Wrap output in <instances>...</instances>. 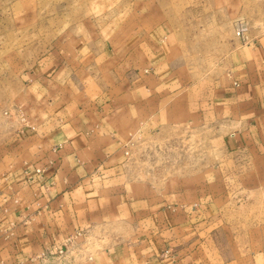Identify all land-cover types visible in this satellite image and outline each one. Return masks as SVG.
<instances>
[{
    "label": "crops",
    "instance_id": "0c3cea01",
    "mask_svg": "<svg viewBox=\"0 0 264 264\" xmlns=\"http://www.w3.org/2000/svg\"><path fill=\"white\" fill-rule=\"evenodd\" d=\"M178 1L127 0L109 34L57 22L20 89L0 90V264L78 231L65 264H264V33L198 70ZM209 117L233 169L169 190L132 172L137 141Z\"/></svg>",
    "mask_w": 264,
    "mask_h": 264
},
{
    "label": "rangeland",
    "instance_id": "374dc122",
    "mask_svg": "<svg viewBox=\"0 0 264 264\" xmlns=\"http://www.w3.org/2000/svg\"><path fill=\"white\" fill-rule=\"evenodd\" d=\"M127 0H0V90L10 93L20 89L19 72L41 59L50 48L52 39L62 30L57 22L75 24L96 20L101 30L109 34L116 30L120 13L115 6ZM184 7L178 18L187 35L190 61L198 70L212 67L239 43L237 31L246 35L264 33V0H182ZM178 1V4L181 3ZM227 2V3H225ZM223 4V6H221ZM172 7V5H171ZM176 15V16H177ZM47 21H54L48 27ZM180 22V21H179ZM11 96V95H10ZM198 119L191 124L154 133L137 141L131 156V170L155 186L169 190L176 183L204 177L207 170L221 165L234 168L236 156L224 152L230 148L223 126L217 118ZM228 168V169H229ZM236 170V169H235ZM218 176L219 173L215 172ZM232 194L239 192L238 173H234ZM234 205V204H232ZM231 205V210L233 209ZM237 207V204L234 205ZM246 210V211H244ZM243 208L242 212H247ZM47 264H65L51 258ZM74 264H77L75 261Z\"/></svg>",
    "mask_w": 264,
    "mask_h": 264
},
{
    "label": "built area",
    "instance_id": "2783aa9c",
    "mask_svg": "<svg viewBox=\"0 0 264 264\" xmlns=\"http://www.w3.org/2000/svg\"><path fill=\"white\" fill-rule=\"evenodd\" d=\"M237 35L241 36L243 40L247 38L244 29L242 28L237 31ZM6 113L11 115L13 114L12 112ZM16 115L18 116V119H20L24 124L28 123L27 117L23 113L22 108L16 109ZM126 153L129 154V151H126ZM36 170L39 174H42L44 172V169L40 167L36 168ZM81 234L82 232L78 231L76 234L66 237L61 246L53 245L46 247L41 253L30 255L22 261H19L17 264H47L51 258L56 259V261L65 263L70 252L79 249L77 238ZM168 252L169 251L167 250L166 253ZM88 259L92 260L93 257L89 256Z\"/></svg>",
    "mask_w": 264,
    "mask_h": 264
}]
</instances>
